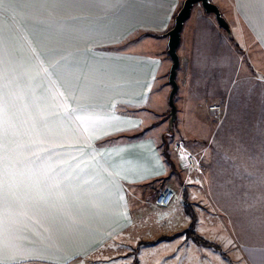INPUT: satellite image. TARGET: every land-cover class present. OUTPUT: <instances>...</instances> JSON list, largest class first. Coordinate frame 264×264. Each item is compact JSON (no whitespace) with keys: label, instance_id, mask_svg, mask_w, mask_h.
<instances>
[{"label":"crops","instance_id":"0c3cea01","mask_svg":"<svg viewBox=\"0 0 264 264\" xmlns=\"http://www.w3.org/2000/svg\"><path fill=\"white\" fill-rule=\"evenodd\" d=\"M183 1L22 0L10 6L12 14L0 17V86L11 85L10 91L22 103L16 106L36 107L45 96L50 105L58 88L61 107L75 109L71 114L55 112L46 120L47 138L69 141L71 147H6L16 163L19 187L14 203L0 206V220L9 238L12 234L19 238L28 257L12 264H76L132 233L149 236L137 239L136 264H235L229 244L197 230L202 218H197L183 192L165 212L155 205L156 197L148 202L144 195L134 194L136 208L130 199L135 188L159 181L181 192L174 152L166 142L163 150L160 147L164 127L159 122L169 111L171 91L166 33ZM212 1L229 21L232 33L220 27L215 15L200 3L185 22L178 48L176 95L178 116L186 117L182 132L192 141L211 139L192 133L189 119L194 111L211 113V106L220 105L230 116L222 149L227 152L228 142L254 141L264 151V143H258L264 142V131L256 127L252 131L254 122H260L255 117L252 125L249 118V131L232 132V124L246 128L248 116L252 117L248 88L254 114L258 91L264 88V2ZM249 60L260 77L251 71ZM5 75L11 79H2ZM156 91L165 98H157ZM233 108H243L241 116L232 114ZM135 132L141 136L127 137ZM210 145L216 147V142ZM223 163L234 166L235 172H264V153L244 165L232 159ZM215 164L211 159V165ZM45 171L52 177L47 186L33 176ZM189 207L196 214V232L220 245L228 257L185 234L152 242L189 228ZM152 212H157L158 221L147 225ZM146 228L155 232L147 233ZM217 238L225 240L226 235ZM235 245L240 251L243 248L240 264H248L247 242ZM252 246L258 248L256 264H264V243Z\"/></svg>","mask_w":264,"mask_h":264},{"label":"rangeland","instance_id":"374dc122","mask_svg":"<svg viewBox=\"0 0 264 264\" xmlns=\"http://www.w3.org/2000/svg\"><path fill=\"white\" fill-rule=\"evenodd\" d=\"M250 65L251 61L249 60ZM251 71L255 75L261 76V73L255 68L252 67ZM5 78L11 79L8 75L2 77V79ZM58 82H61L60 77L57 79V86L59 85ZM4 86V89L0 86V96L3 97L0 103L6 104L7 108V113L4 117L7 135L0 141V144H3L5 147L23 146L25 148L33 147L38 149H63L71 147L69 141L54 142L47 138V117L55 112L58 114L66 111L67 114H71L75 110L61 107L63 104L62 92L58 88L50 105H47V97L45 96L40 97L41 105L22 107L16 106V104L21 102L17 101L19 98L14 94V91H10L11 85ZM251 92L252 89L248 88L247 101L249 102L253 101ZM154 94L157 98H165L162 92L156 91ZM242 99H244L243 96ZM249 102L247 104L253 118L248 116L246 128H244L245 125L243 124H232V132L235 134L249 131V118L252 125L254 117L261 123L254 122L252 131H254V127H256V131H264V88L260 87L258 91L256 102L259 107L256 106L255 114V106ZM220 108V111L216 109L210 110L212 114L208 113L207 110H205V114L202 111L199 113L194 111L191 120L189 119L190 130L192 133L199 132L201 136L210 135L211 139L205 138L201 139L202 141H192L188 139L189 137L185 135V132H182V130H185L184 123L186 122V117H179L178 112L176 125L174 124L173 128H171L169 106V111L161 118L162 122H159L163 123L162 127H164L160 131L163 132V139L162 136L159 137L160 147L163 150L166 142L174 152L175 163L180 172L178 177L176 176L177 185L181 192H178L176 189L174 190L177 192V196L182 195V192L186 189L189 191L188 196L198 214L197 218H202L200 223L199 219L197 221V230L200 228V233H204L203 235L209 239L215 238V240L229 244L235 264H240L241 253L243 255V248L240 251L239 247L235 244L247 242L249 247L248 264H256L258 260V248H252L254 247L252 244H255V242L264 243V172H235L232 170L234 166L223 163V161L229 162L232 159L233 162L244 165L251 162L257 154L264 153V151L260 148L257 149L254 141L243 143L234 141L232 145L228 142L229 149H226L227 152H225V149H222L224 144L222 134L227 130V127H230V116L227 110L222 106ZM235 112H237V117L241 116L243 108L237 110L233 108L232 114ZM180 119H182L181 131L178 128ZM211 141L212 143L216 142V147L209 146ZM258 143L264 142L260 141ZM181 147L186 149L185 152H180L179 149ZM187 154L194 156L196 160L194 167H189L186 164ZM214 157H217V159ZM211 159L216 161L214 166L211 165ZM228 165L230 171L227 170L226 166ZM166 184L165 181H159L152 185L143 186L144 188H135V191H132L130 195L133 208L137 207V199L134 194L144 195L145 200L149 202L151 201V196L157 197L166 187ZM184 207V212L186 213L187 206ZM160 210L166 211L164 208ZM157 215V212H152L150 218L147 220L150 221L147 225H152L151 223L154 221L157 222ZM144 231L147 233L155 232L148 228ZM224 234L226 235L225 240L217 238V236ZM215 235L216 237H213ZM148 237L137 236L135 233H132L130 237L126 234L110 242L105 246L103 251L97 253L95 256L76 261V264H116L119 262L127 263V261L133 264L138 254L137 239L141 238L142 240V238L147 239Z\"/></svg>","mask_w":264,"mask_h":264},{"label":"snow or ice","instance_id":"6c2138e0","mask_svg":"<svg viewBox=\"0 0 264 264\" xmlns=\"http://www.w3.org/2000/svg\"><path fill=\"white\" fill-rule=\"evenodd\" d=\"M19 2H22V0H0V17L6 12L12 14L10 6ZM2 100L3 97L0 96V101ZM6 113V104L0 103V141L7 135L4 126ZM117 131H120V129H117ZM17 175L18 170L16 163L13 161L12 153L3 144H0V206H8L15 202L19 187ZM33 176H37L44 186H47L49 180L52 179L47 171L43 173L33 172ZM4 223L3 220H0V264H12V262H18L21 259H27L25 249L19 243V238L14 234L11 235V238L6 235L9 230L4 227ZM34 258L40 259L42 257Z\"/></svg>","mask_w":264,"mask_h":264},{"label":"water","instance_id":"95a60500","mask_svg":"<svg viewBox=\"0 0 264 264\" xmlns=\"http://www.w3.org/2000/svg\"><path fill=\"white\" fill-rule=\"evenodd\" d=\"M201 4L208 14H214L220 27L226 30L228 33H232L231 25L226 17L223 15L220 7L212 0H184L182 6L178 10L173 25L167 31L168 38V55L172 61L169 71V83L171 85V91L169 94V106L171 113V128H173L177 120V103L176 95L178 93L179 85L177 81L178 68L180 66V57L178 48L181 43L182 30L185 22L190 17L193 7L196 4ZM173 130V129H171Z\"/></svg>","mask_w":264,"mask_h":264},{"label":"trees","instance_id":"16d2710c","mask_svg":"<svg viewBox=\"0 0 264 264\" xmlns=\"http://www.w3.org/2000/svg\"><path fill=\"white\" fill-rule=\"evenodd\" d=\"M176 14H175V16H176ZM175 125H176V123H175ZM139 136H141V134L138 133V132H135V133H132L130 135H127V137H129V139L137 138ZM113 138L114 137L104 139V143H108ZM164 154H165L166 159L169 162V164L171 166H173V163H172V161L169 158L170 156H169L168 150H165ZM183 197L185 199H187L188 193L186 191H183ZM188 210H189L188 212L192 215V221H191V224H190L189 228H187L183 232L178 233V234H175L173 236L163 235V236L159 237L157 240L152 241V242L153 243H156V242H159V241H162V240H171V239L175 238L178 235L185 234L187 236V238L192 239L196 244L201 245V246H205V247L215 248L216 250L221 251V253H222L223 256L228 257L227 253H225L222 250V247L220 245H218V244H216V243H214L212 241H209L208 239H206L202 235H200L198 232H196V230H195V228H196L195 227L196 226V214H195L194 210L191 207H189ZM144 243H147V242H141V244H144ZM136 263L137 262L135 261V263H133V264H136Z\"/></svg>","mask_w":264,"mask_h":264},{"label":"built area","instance_id":"2783aa9c","mask_svg":"<svg viewBox=\"0 0 264 264\" xmlns=\"http://www.w3.org/2000/svg\"><path fill=\"white\" fill-rule=\"evenodd\" d=\"M220 105L211 106L212 109H216L218 111L221 110ZM182 148V147H181ZM186 164L189 167H194L196 164V160L194 156L187 154L186 155ZM177 198V192L172 188H164L156 197L155 205L160 208H168L170 207L175 199Z\"/></svg>","mask_w":264,"mask_h":264}]
</instances>
